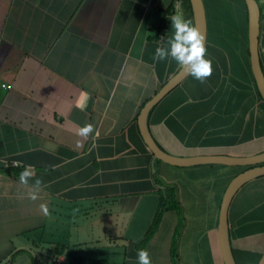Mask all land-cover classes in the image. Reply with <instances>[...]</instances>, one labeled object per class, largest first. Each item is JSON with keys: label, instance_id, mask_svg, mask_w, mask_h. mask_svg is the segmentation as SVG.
Segmentation results:
<instances>
[{"label": "crops", "instance_id": "crops-1", "mask_svg": "<svg viewBox=\"0 0 264 264\" xmlns=\"http://www.w3.org/2000/svg\"><path fill=\"white\" fill-rule=\"evenodd\" d=\"M257 2L264 13V0ZM203 3L211 73H189L154 105L150 133L176 156L261 152L264 102L235 46L241 7ZM173 15L193 26L189 0H0V263L20 249L31 257L29 245L32 259L44 263L42 232L58 214L79 228L70 246L51 252L56 264H138L135 243L173 186L179 210L163 211L146 244L152 264H224L217 224L228 165L153 161L138 128L144 102L182 66L171 57L153 60L174 31ZM258 50L264 69V16ZM228 226L236 263L258 264L264 178L234 195Z\"/></svg>", "mask_w": 264, "mask_h": 264}, {"label": "water", "instance_id": "water-1", "mask_svg": "<svg viewBox=\"0 0 264 264\" xmlns=\"http://www.w3.org/2000/svg\"><path fill=\"white\" fill-rule=\"evenodd\" d=\"M247 10V48L249 54L250 71L257 91L264 102V72L261 66L258 50L260 8L257 0H244ZM193 26L204 35V46L207 39V21L203 0H189ZM189 72L182 65L158 91L144 102L137 115V123L143 141L155 159L174 166L186 167L202 164H221L228 166H245L243 170L232 176L228 182L220 203L217 239L221 258L224 264H237L229 240L228 209L234 195L249 181L264 175V150L252 155L239 156L226 153H208L190 156H176L164 151L152 137L147 116L151 108L156 105L167 93L175 88ZM264 264V253L259 263Z\"/></svg>", "mask_w": 264, "mask_h": 264}, {"label": "clouds", "instance_id": "clouds-1", "mask_svg": "<svg viewBox=\"0 0 264 264\" xmlns=\"http://www.w3.org/2000/svg\"><path fill=\"white\" fill-rule=\"evenodd\" d=\"M171 26L174 29L172 35L166 40L164 45L158 44L154 50L153 60H164L171 57L179 64L184 65L187 71L196 79H202L211 73V61L205 57L204 35L192 26L189 20L183 19L179 15L170 18ZM90 125H86L79 131L87 133ZM31 173L24 170L19 174L21 183H27V177ZM40 180H35V185L39 186ZM35 198V194H31ZM43 211L47 212L44 204H41ZM136 259L138 264H152L148 250L141 248L137 250Z\"/></svg>", "mask_w": 264, "mask_h": 264}, {"label": "trees", "instance_id": "trees-1", "mask_svg": "<svg viewBox=\"0 0 264 264\" xmlns=\"http://www.w3.org/2000/svg\"><path fill=\"white\" fill-rule=\"evenodd\" d=\"M235 2H237L240 5V12H239V16L238 19L240 21L241 24V33H242V41L240 42L239 40L237 42H235V46L238 47V49L241 50L242 54L245 57L246 63H247V67L249 70V57H248V50H247V10H246V5L244 0H234ZM188 3V0H187ZM260 11H262V8L260 6ZM208 13V11H207ZM264 16V13L260 12V18ZM239 21H237V26L239 25ZM235 26H236V22H235ZM238 29V27H237ZM239 31V32H240ZM234 45V44H233ZM262 69H263V65H262ZM264 70V69H263ZM257 95L260 98V95L257 91ZM219 165V164H218ZM221 166H226V165H221ZM230 169V174L233 176L236 173H238L239 171L243 170L244 168H246L245 166H227ZM7 170L10 171L11 173H13L12 171H14L11 167H7ZM17 174V173H14ZM257 178H264L263 176L257 177ZM170 208H174L179 210V204L178 201L176 199V193H175V188L173 186H167L164 191H163V195L161 198V201L159 203V206L153 216L152 222L149 226V228L147 229V231L144 233V235L142 236V238H140L136 243H135V249H141V248H145L146 249V244L148 243V241L150 240V238L153 236L157 226L159 225V222L162 218V214L163 211L166 209H170ZM62 248V246H59V248ZM55 250H58L57 248H55ZM55 250L53 253H55ZM59 251V250H58ZM57 251V252H58ZM24 252L23 249L17 250L15 251L12 255V261L9 264H13V258L15 256V254H22ZM44 255H46V253H43ZM48 255V254H47ZM173 255H174V251H173ZM48 258V259H47ZM51 256H47L44 261V263H37L34 259L31 260L32 264H56L54 259H51ZM0 264H8L7 262L4 263H0ZM121 264H130L128 262H126L125 260H123V262Z\"/></svg>", "mask_w": 264, "mask_h": 264}, {"label": "rangeland", "instance_id": "rangeland-1", "mask_svg": "<svg viewBox=\"0 0 264 264\" xmlns=\"http://www.w3.org/2000/svg\"><path fill=\"white\" fill-rule=\"evenodd\" d=\"M65 218L66 217H64L63 215H58V214L51 216L50 222L46 225L45 229L43 230V232H42L43 238L41 241L42 245L40 248H41V252L45 251V253H46V255H44L45 256L44 258H46L47 256H51V252L52 253L54 252L56 245L61 246V245L66 244V243L69 245L70 242L72 241L74 235L76 234L77 229L79 227H76L74 225H72L70 227V224L65 220ZM80 232H83V231H80ZM32 234L33 233L31 231H29L28 235L31 236ZM51 234H53L54 237L52 239H49L48 237L51 236ZM70 236L72 238H70ZM21 240L22 239L17 237V238H13L12 242L16 246L17 242H20ZM29 246H30V249H29ZM29 246L26 247V250H28L29 254H31V257H29V256H27V254L25 255L23 253L18 254V255L15 254V256L13 258V264H30L32 257L35 256L33 254V251L35 250V248H33L32 245H29ZM35 252H38L37 249ZM12 254H10L7 257L8 261H10L12 259V257H13ZM107 256L108 255H106L105 257H107ZM36 257L39 258L38 256H36ZM54 258H55V256H54ZM40 260H42V258Z\"/></svg>", "mask_w": 264, "mask_h": 264}]
</instances>
